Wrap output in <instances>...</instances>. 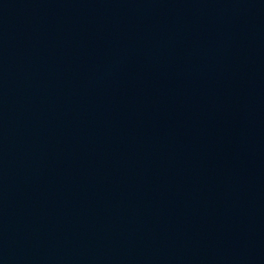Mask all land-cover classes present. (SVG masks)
Instances as JSON below:
<instances>
[{
	"label": "water",
	"instance_id": "water-1",
	"mask_svg": "<svg viewBox=\"0 0 264 264\" xmlns=\"http://www.w3.org/2000/svg\"><path fill=\"white\" fill-rule=\"evenodd\" d=\"M0 264H264V0H0Z\"/></svg>",
	"mask_w": 264,
	"mask_h": 264
}]
</instances>
